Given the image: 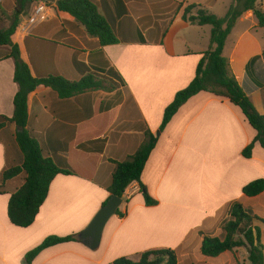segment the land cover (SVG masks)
Wrapping results in <instances>:
<instances>
[{"label":"crops","instance_id":"1","mask_svg":"<svg viewBox=\"0 0 264 264\" xmlns=\"http://www.w3.org/2000/svg\"><path fill=\"white\" fill-rule=\"evenodd\" d=\"M58 1L47 2V20L30 24L34 4L15 36L32 75L73 81L114 70L125 86L66 99L49 88L30 95L27 131L46 156L73 174L53 179L28 228L13 226L7 216L9 198L23 184L24 175L4 183L0 264H25V255L49 236L80 234L110 197L107 188L114 163L132 156L147 133L157 140L140 181L156 205L146 206L139 185L132 183L117 209L123 217L115 214L108 220L96 250L81 240L60 244L40 252L31 264H112L121 257L137 261L143 252L169 248L177 253L178 264H237L226 255L229 252L202 256L200 245L204 236L219 238L233 203L246 207L247 201L255 200V206L264 209V192L253 199L242 195L244 186L264 179L259 143H254L250 158L242 156L254 141L255 130L237 106L200 92L159 132L165 108L193 80L210 48L211 27L184 21V10L193 6L192 15L204 10L223 18L234 0H93L118 40L103 47L75 18L54 11ZM256 5L264 13V0ZM251 40L257 47L251 48ZM223 56L239 86L252 89L248 98L264 116V28L251 11L237 19ZM13 72L11 59L0 60V117L13 114L17 92ZM17 131L9 123L0 129V176L22 161ZM262 249L264 264V242Z\"/></svg>","mask_w":264,"mask_h":264},{"label":"trees","instance_id":"2","mask_svg":"<svg viewBox=\"0 0 264 264\" xmlns=\"http://www.w3.org/2000/svg\"><path fill=\"white\" fill-rule=\"evenodd\" d=\"M256 2L257 0H234L223 18H218L204 10H198L195 15H192L193 6L184 10L182 16L184 21L191 25L211 27L210 48L202 55L197 64L193 80L186 88L177 92L173 101L165 108L159 132L190 98L200 92H207L215 97L224 98L230 104L237 106L249 125L255 130L256 137L243 150L242 156L246 159L250 158L253 145L256 142L264 150V116L257 113L248 98L252 89L239 86L229 69L228 60L223 56L226 39L237 19L244 12L251 11L258 26L264 28V13L256 5ZM31 3H34L33 0H19V9H15L13 12L9 27L0 31V48L6 49L0 60L9 58L13 61V82L17 86V92L13 98L12 117L1 116L0 129L7 123L21 128V131L16 132L15 139L22 155V161L18 166L1 173L0 194H2L1 189L6 181L20 174L24 175L23 184L10 196L7 205L9 222L18 228H28L33 224L40 207L47 198L51 182L57 175L73 174L66 167L46 156L37 139L27 131L30 95L49 88L59 98L66 99L89 91L110 92L125 86L124 80L114 70L106 71L112 75L113 79L111 78L110 83L92 74H86L73 81L58 76L34 77L15 43V36L25 12V5ZM53 9L57 13L68 14L75 18L85 27L91 37L97 38L100 47L118 43L113 27L99 15L93 0H61L55 3ZM156 140V137L147 133L144 142L132 156L123 162L114 163L115 168L107 188L110 197L121 199L126 189L132 183H137L145 205H156L140 181L145 163L154 149ZM263 192L264 179L255 180L242 188V195L249 199L259 197ZM105 204L106 202L102 206ZM252 212L240 202L233 203L229 211L230 219L222 227L224 238L204 236L200 245L201 255L214 258L237 248L248 247L249 264H263V251L259 249L262 247L260 228H253L251 223L253 220H258L264 224V221ZM115 214L123 217L118 210ZM70 242H80L79 234L65 237L49 236L25 255V264H31L33 259L47 248ZM112 264H178V255L170 249H156L143 252L137 261L121 257L113 261Z\"/></svg>","mask_w":264,"mask_h":264},{"label":"rangeland","instance_id":"3","mask_svg":"<svg viewBox=\"0 0 264 264\" xmlns=\"http://www.w3.org/2000/svg\"><path fill=\"white\" fill-rule=\"evenodd\" d=\"M39 1H43V0H33L34 3L31 4H27L25 5V12L22 15L21 20L29 15L30 10L33 9L34 4H38ZM15 9H19V0H0V31L1 30H5L9 27L10 23H11V16L13 14V12L15 11ZM237 35L234 34V36H232L228 42H227V50L229 51L231 48V43L234 42L235 38ZM258 40H260L259 38H257ZM248 40H246L245 42H247ZM252 41V40H251ZM261 41V40H260ZM257 42V41H256ZM256 42H251V48H255L257 47ZM6 52V49L4 48H0V58L2 55H4ZM96 77L102 78L104 80H106L107 82L110 83V80L112 78V75L110 73H104L102 75H95ZM113 79V78H112ZM119 160H125L123 159V157L119 156L117 157ZM247 205L246 207L253 211L252 214L256 215L258 218L262 219L264 221V209L259 210L255 204L257 203V201L255 200H251V201H247L246 202ZM256 207V208H255ZM227 219H230L227 218ZM226 220L223 221L222 224H225ZM221 224V229L220 231L217 233V236H219V239H223L224 238V231L222 229V225ZM251 226L254 227H258L261 230H263V237L261 236V245L263 247V242H264V224L258 220H253L251 223ZM170 249V248H169ZM174 250V249H171ZM263 251V249H262ZM226 255H228L229 257L234 258L235 263L237 262V264H245L246 261L248 260V247H241V248H237L234 249L232 252L227 253ZM182 259V258H181Z\"/></svg>","mask_w":264,"mask_h":264},{"label":"water","instance_id":"4","mask_svg":"<svg viewBox=\"0 0 264 264\" xmlns=\"http://www.w3.org/2000/svg\"><path fill=\"white\" fill-rule=\"evenodd\" d=\"M46 3L52 0H44ZM21 131V128H17ZM121 205V199L110 197L106 204L100 208L90 224L79 234V239L87 245L90 250H96L99 247L103 229L108 220L115 215ZM262 250V247H259Z\"/></svg>","mask_w":264,"mask_h":264},{"label":"built area","instance_id":"5","mask_svg":"<svg viewBox=\"0 0 264 264\" xmlns=\"http://www.w3.org/2000/svg\"><path fill=\"white\" fill-rule=\"evenodd\" d=\"M50 16V8L48 7V3H46L44 0L38 2L36 7L34 8V11L29 19L30 24H38L42 21H45ZM27 24V26L29 25Z\"/></svg>","mask_w":264,"mask_h":264}]
</instances>
